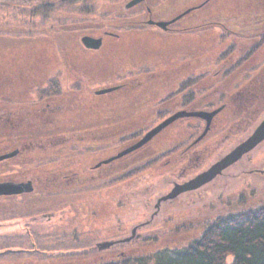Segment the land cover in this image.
Instances as JSON below:
<instances>
[{
    "label": "rangeland",
    "instance_id": "1",
    "mask_svg": "<svg viewBox=\"0 0 264 264\" xmlns=\"http://www.w3.org/2000/svg\"><path fill=\"white\" fill-rule=\"evenodd\" d=\"M49 1L16 0L0 11V76L3 70L7 95L11 100L31 102L34 99L27 93L31 88L56 86L51 94L38 92V97H55L50 104L60 111L54 112L53 125L65 137L57 152L41 150L30 155L37 162L50 157L55 162L28 172L40 179L34 192L21 200L7 201L4 211L0 210V248L21 246L26 251L10 255L0 249V264H99L124 254L178 246L201 232L192 222L200 216L212 219L228 213L238 195L248 196V206L264 203V176L253 174L264 170L263 142L226 173L224 178L232 181L226 184L225 179L215 178L155 208L157 200L175 184L206 170L264 118V44L242 65L238 63L264 37V0H211L167 32L132 26L148 18L169 20L205 0H148L151 14L139 12L140 8L124 10L129 0H68L55 7L44 4ZM83 36L100 38L102 43L97 50L86 49L80 43ZM232 45V54L219 61ZM199 76L204 78L193 87V103L183 108L186 93L173 96L182 82ZM121 84L124 89L113 95L91 97V88ZM60 85L68 87L63 88L64 93H59ZM219 108L206 135L196 143L205 122L181 118L127 154L120 161L127 165L124 169L116 163L104 168L98 178L102 184L86 181L77 189L56 182L60 176L70 175L53 174L63 166L69 164L72 171L86 176L85 160L88 163L97 159L94 155L101 156L99 159L115 155L176 112ZM88 118L102 119L95 130L100 152H71L65 146L79 143L77 139L89 129ZM68 121L70 125H63ZM75 121L86 125H72ZM6 139L7 150H13L14 139L10 135ZM162 153L167 157L132 173ZM128 169L127 178L113 184L103 182L109 175L119 176ZM42 191L46 195L42 196ZM53 211L59 216L54 223L40 226V222H33ZM63 218L68 220L70 233H66ZM140 224L145 225L136 230L127 246L97 248L129 237L131 229ZM51 225H59L58 231L49 230ZM155 234L159 238L155 243L140 241Z\"/></svg>",
    "mask_w": 264,
    "mask_h": 264
},
{
    "label": "flooded vegetation",
    "instance_id": "2",
    "mask_svg": "<svg viewBox=\"0 0 264 264\" xmlns=\"http://www.w3.org/2000/svg\"><path fill=\"white\" fill-rule=\"evenodd\" d=\"M131 1L132 0L127 1V3L124 5V10L128 11V10H133L135 8H140L138 10L139 12L151 14V10L148 7V3H147L148 0H142L141 2H139L137 4H134L132 6L127 7V5H129V3ZM210 1L211 0H205L202 3H200L199 5L192 7V8H188L184 12L180 13L176 17L171 18L169 20L155 21V20H152V18H148L147 21H140L138 23H135V25H133L132 27H138V28L152 27L155 29L162 30L163 32L171 31V26H173L176 22H178L180 19H182L184 16H186L188 13H191L192 11H199V10L204 9L206 7V4L209 3ZM65 2H68V0L67 1L66 0H59V2L58 1L56 2L55 0H50L49 2L46 3V5L50 6V7L51 6L55 7V5H57L59 3H65ZM174 19H176V21L167 25L165 29H161L158 26H156L157 23L170 22ZM3 74H4V71L1 70V76H0V185H3V184L19 185V184L29 183L32 191L29 193H21V194H15V195H1L0 196V203H1L0 210L1 211H4L5 205L7 203H11L12 199L21 200L24 197H26V196H28L34 192V190L36 189V184H38V181L40 179L37 178L38 175H31V174H28V172L29 173L34 172L37 168H39L41 166L52 165V163L55 162L54 157L46 158L44 161H38L37 162V158L32 157L30 155L36 153L35 151H41V150H45L46 152L47 151L48 152H54V151L57 152L62 145L61 144L62 138H65L62 134L59 133L61 131V129L56 128L53 125V120L56 119L53 117L54 112L60 111L59 107L53 108L50 104V102L53 99H55V97L51 96L50 94L52 93V91L55 89L56 86L46 87V88H41V89L36 88L35 91H33L32 90L33 88H31V91H27V93L29 94L28 97L31 96L34 99L33 101H35V102H33V101L25 102L22 100V98L11 100V98H9V95H7V92H6V84H5V81L3 79ZM104 87L102 88V86H100L98 89L91 88L90 89V92L92 93L91 97L92 98H102V97H106V96L108 97V96L113 95L116 92H119L122 89H124L122 87V84L121 85H112V86H107V87L104 86ZM63 88H68V87H64V86L60 85L58 87L59 93H64ZM81 88H82L81 85L77 86L76 90L79 91ZM109 89H111L110 92H106L104 94H99L100 91H105V90H109ZM42 91L46 92L47 94L48 93H50V94L46 95V96L38 97V92L41 93ZM77 93H79V92H77ZM63 112H64V110L61 112V114H63ZM77 120H79V119H77ZM101 120L102 119L91 118L88 121L90 123L87 125L85 123H81L80 121L72 122L71 124L76 125V126L86 125L89 129L85 130L84 132L87 131L88 133L87 132L85 134L83 133L81 135V138L77 139V140H79L78 141L79 143L74 144L72 142L65 147H68L71 152L88 151V152H91V154L93 152H97V151L100 152L101 147H100L99 143L97 144V142H96V141H100V139H98V137L96 136L97 133H95L96 132L95 130H98V128H96L97 127L96 125H98V126L101 125ZM63 125L68 126V125H70V123L68 121L67 124L63 123ZM11 128H14V130L13 131L10 130ZM65 128H63V129H65ZM8 132H10V133H8ZM7 135H10L11 138H13L15 141L13 144V145H15L13 150H7V147H6V140H7L6 136ZM91 141H93L94 143H90ZM129 147L130 146H128L127 148H129ZM127 148H125V149H127ZM125 149H123L122 151H124ZM122 151H119L115 155H110L108 158H104V159L103 158L99 159L101 156L94 155L93 157H95L97 159L93 162L88 161V163H87L85 160V166L84 167L87 168L86 174H88L86 176L82 175V174H78L75 171H72L70 169L71 165L67 164V165L63 166L62 168H60L58 171L53 172V174L55 173V175L59 176V175H62V172H65L66 174H70L69 177L68 176H63V177L60 176L61 178L59 177L58 180H56V182H61L64 184H72V186L69 188H77V189L84 186V183L86 181L90 182V181H96L97 180L98 182H100L98 185H100V184H102V182H101L102 180H98V178L101 177V174H99V173H101V171H103L104 168L111 167V165L113 163H116V166H122V169H124V167L127 166L125 164H120V161L122 159L128 157V155H130V154H128V155L126 154L120 158H114L119 153H121ZM27 154H29V155H27ZM106 161H108V162H106ZM133 168L134 167L129 168L130 171H132ZM129 169H128V171L124 170L125 171L124 174L129 173ZM120 175H122V174H119V176ZM117 177H118V175H114V177L109 175V177H108L109 179H106L103 182L105 184H107V183L113 184V182L117 181ZM49 179L50 178L47 177L46 181L48 182ZM38 193H39V191H38ZM41 195L44 196L46 194L44 193V191H42ZM50 195L51 194H49L48 196H45V197L49 198ZM0 215H1V213H0ZM56 216H57L56 213L53 211L52 213L42 215V217L40 218V221L33 220V222L34 223L40 222V224H39L40 226H42V224H45L48 222L54 223V219H56V218L58 219V217H59V216H57V217ZM2 217L4 218V214ZM63 220H65V219L63 218ZM67 221L68 220H65L62 222L67 223ZM73 222L75 223V221H73ZM77 225H78V223H77ZM77 225L75 227H72L73 233H74V230L76 232V229H78ZM140 225H143V224H140ZM137 226H139V225H137ZM137 226H135V227H137ZM58 227H59V225H56V227L55 226L53 227V225H51L50 227H48V229L52 230V231L53 230L58 231L57 230ZM135 227H133L131 229V231ZM143 227H144V225L142 227H138L137 231ZM27 228L30 229L31 227H27ZM65 228H67V231L63 228H60V229H62V232H63L62 234H66V233L71 232V228L68 225V223L65 225ZM65 231H66V233H64ZM27 234H29V236H31L32 233H30L28 231ZM118 246H120V245L111 246V247H109V249L112 250ZM121 246H124V245H121ZM0 249L6 251V253H8L10 255H12V254L19 255L21 253L26 252L24 249H22L21 246H6V247H2ZM1 252H3V251H1Z\"/></svg>",
    "mask_w": 264,
    "mask_h": 264
},
{
    "label": "trees",
    "instance_id": "3",
    "mask_svg": "<svg viewBox=\"0 0 264 264\" xmlns=\"http://www.w3.org/2000/svg\"><path fill=\"white\" fill-rule=\"evenodd\" d=\"M16 0H0V11L9 7ZM32 3L36 0H31ZM46 5V3H44ZM264 37H261L250 50L242 55L239 59V66L247 61L262 45ZM234 46L224 52L223 56L218 58L219 61L232 54ZM237 65V64H236ZM233 66L228 73H231L237 66ZM228 73H225L228 74ZM203 76L196 79L187 80L181 83L176 95L183 96L181 103L183 108L193 103L196 90L193 89ZM171 97V98H173ZM186 106V107H185ZM167 157L166 153L156 156L148 164L135 169L141 171L153 162H158L161 158ZM242 160V159H241ZM232 165L218 176L225 179L227 184L232 178H224L227 172L236 167L239 163ZM261 171H254L253 174L263 175ZM130 173L122 174L117 177L118 180L127 178ZM230 176V175H229ZM235 177V175L231 176ZM190 193V192H188ZM184 193L182 195H185ZM180 195V196H182ZM237 202L229 206L228 213L219 214L215 218L200 216L202 218L192 222L195 227L201 229V232L194 238L189 239L186 243L178 246H164L141 254L121 255L114 260L101 262L99 264H264V203H257L248 206V196L238 195ZM191 226L190 223H188ZM158 234L154 236L142 237V243L158 241ZM140 242V243H141ZM126 244H121L127 246ZM119 247H124V246Z\"/></svg>",
    "mask_w": 264,
    "mask_h": 264
},
{
    "label": "water",
    "instance_id": "4",
    "mask_svg": "<svg viewBox=\"0 0 264 264\" xmlns=\"http://www.w3.org/2000/svg\"><path fill=\"white\" fill-rule=\"evenodd\" d=\"M142 0H132L127 7L132 6L134 4H137L141 2ZM176 21V19L170 21V22H162L157 23L156 26H158L161 29H165L167 25L170 23ZM80 43L83 45L86 49H92L97 50L102 41L101 39H95L89 36H83L80 39ZM111 89L100 91L99 94H104L106 92H110ZM221 110V108L213 110L211 112H204V111H179L162 121L160 124H158L156 127L149 130L142 138H140L135 144L131 145L129 148L125 149L121 153H119L114 158H120L126 154H129L141 147H143L145 144H147L149 141H151L157 134H159L163 129H165L167 126H169L174 121L181 119V118H197L201 119L205 122V127L202 132V134L196 139V142L200 141L209 130L210 123L213 119V117ZM264 142V118L259 122V124L254 128V130L251 132L249 136H247L244 140H242L240 143H238L236 146H234L232 149H230L229 152H227L224 156L219 158L217 161H215L213 164H211L206 170L199 173L192 179L182 183V184H175L173 188L164 196L160 197L156 204L155 208L159 206L160 203L172 201L176 199L178 196L187 193L192 192L195 190L200 189L201 187L205 186L206 184L212 182L215 178L222 175L223 171L227 168L231 167L235 163H237L239 160L242 159L243 156L249 154L251 151H253L255 148H257L261 143ZM113 158V159H114ZM108 162V161H106ZM105 162V163H106ZM264 173V170L261 171ZM31 186L29 183L27 184H19V185H13V184H3L0 185V196L1 195H15V194H21V193H29L31 192ZM156 214V213H155ZM153 214V215H155ZM145 225V224H143ZM143 225H139L135 227L131 231V235L127 238L105 242L102 244L97 245L98 249H106L111 246L115 245H121L131 242L135 238V232L138 227H142Z\"/></svg>",
    "mask_w": 264,
    "mask_h": 264
}]
</instances>
